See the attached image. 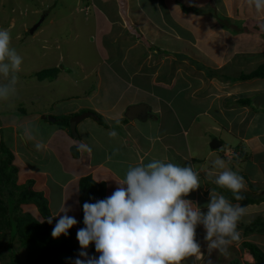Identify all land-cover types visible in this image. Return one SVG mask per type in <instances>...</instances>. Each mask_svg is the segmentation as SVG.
Wrapping results in <instances>:
<instances>
[{
	"label": "crops",
	"instance_id": "crops-1",
	"mask_svg": "<svg viewBox=\"0 0 264 264\" xmlns=\"http://www.w3.org/2000/svg\"><path fill=\"white\" fill-rule=\"evenodd\" d=\"M48 1L45 6L47 1L41 0L35 8L42 24L32 36L43 31L46 34L48 29L43 26L50 19V6L60 9L58 0ZM190 1L192 7L183 6L185 0L63 2L73 20V35L65 38L58 32L52 49L59 50L60 41L80 43L83 26L91 31L95 27L94 33L88 35L94 44L92 55L82 43L79 52L83 60L79 57L73 63L78 72L66 78L75 83L80 80L84 91L75 97V108L65 115L91 110L102 116L105 124L85 115L78 124V138L73 139L54 122L49 123V110L25 122L29 129L23 140L27 145L33 143L41 153L39 161L46 160L38 164L43 181L36 180L34 190L45 194L54 217L76 227L78 223L61 214L71 197L70 186L78 187L76 204L80 208L79 179L92 176L105 185L109 213L105 217V240L113 242L109 248L116 254L113 264H231L235 255L240 259L239 248L245 242L264 251L263 233L245 234L241 229L264 226V221L261 225L256 222L264 220V112L258 114L252 105H240L242 96L254 91L246 97L253 99L258 92H264V85L249 89L245 86L254 80H236L240 71L250 74L264 64L260 2ZM246 5L251 12L250 23L262 25L251 33L240 30L249 22L242 16ZM4 6L0 5V10ZM78 7L84 13L80 22L77 17L82 15L75 13ZM255 10L258 18L250 15ZM223 16L231 22L225 24L220 20ZM39 22L23 19L21 26L29 24L28 31H24L29 32ZM64 23L57 18L49 20L52 26L62 27ZM54 58L49 65L61 72L60 63L66 60L58 53ZM92 78L97 93L92 91ZM142 103L151 107L150 117L129 121L125 117L128 107ZM257 122L262 132L255 134L251 129ZM16 123L23 128L20 120L5 123V127L9 129ZM214 140L221 147L211 148ZM73 147L78 150V158L73 155ZM231 152L235 157L228 154ZM169 162L179 166L176 169L173 165L171 172L180 171L181 175L178 179L175 174L165 175L164 179L173 180L177 191L164 186L165 181L158 175L159 168ZM26 168L20 171L21 185L34 179L33 171ZM145 180L148 189L144 188ZM221 184L228 187L227 191L245 195L255 203L244 207L232 202L216 190ZM114 186L121 190V200L112 191ZM55 200L61 203L57 210L52 206ZM35 210L25 206V213ZM169 210L168 218L172 220L167 229H161L155 225V217ZM197 225L199 229H195ZM224 244L234 249V255L224 252ZM213 249L217 256L212 259V255L210 262ZM244 250L252 259L248 263L254 264L251 253ZM225 254L229 257L226 260L218 258Z\"/></svg>",
	"mask_w": 264,
	"mask_h": 264
},
{
	"label": "rangeland",
	"instance_id": "rangeland-1",
	"mask_svg": "<svg viewBox=\"0 0 264 264\" xmlns=\"http://www.w3.org/2000/svg\"><path fill=\"white\" fill-rule=\"evenodd\" d=\"M45 1H47L45 3V6H46L48 5L49 1L48 0H45ZM58 1L60 3V9H58L57 7H53V6H50L48 9V11L50 12V19L57 18L59 19V21L62 20L66 22L64 23L65 26H62V27H59L58 25L52 26L49 24V20H50L49 19L43 26V28L47 27L46 29H48L46 30V34H43L45 32L43 31V33L38 34L36 37L32 36V34L30 33L31 30L29 32H24V31H28V29L30 28V25L26 24V26L22 28L21 21L23 19L27 20L28 22H31V21L33 22L34 20H36V23H37L41 20V16L34 13V11L36 10L35 8L40 6L41 0H33V1L31 0H6L5 3H0V5L6 6V7L4 6L2 10H0V123H11L17 120H20L21 122L24 123L22 124L24 125L23 128L17 127L20 125L17 123L16 125L14 124L11 128H9L8 126L9 129L5 127V124L4 126L0 125L1 126L0 127V143L3 140L2 143H4L11 151H13L14 154L18 153L17 158H15V160L12 163V166L18 167L19 169V171L17 172L18 178L21 177V175L23 176V173L21 174L20 171L21 170L23 171V169L27 167L26 169L28 171L29 170L33 171L31 178H34V179L32 180L43 181V176L41 175V172H40L41 168L38 164L41 162H46V160L43 159L42 161H39L40 159H42V157L40 156L41 153L39 154V151H37V149L33 147V143H30V145H27V143H25L26 142L25 138L23 140L24 133H26V131L29 129V126H27L25 122L26 120H30V119L32 120L35 117V115L42 112V110L43 112H45L46 110H49V113H50L49 117L50 116L59 117V116H62L63 114H66L67 110L75 108L78 102V100L75 97L80 95L84 91L83 89L84 84L81 83L80 80H78V82L75 83L74 81H70L69 79H66V78L76 75L75 71L77 69H75V66L73 63L77 62L79 57L81 58V60H83V58L80 56L81 53L79 52L80 45L83 43V47L87 48L86 50L90 51V55H92V48H94V44H92L91 38L90 37L88 38L89 33L91 32L94 33L95 27L93 25L92 31L88 26L86 27L83 26L84 36L81 37L83 38V41H81L80 43L74 40L65 41V42L60 41L59 42L60 49L57 50L56 47L52 49V46L55 45V42H52V41L58 36L57 34L58 32L62 34L63 36H65V38H67V36H69L70 34L73 35V30H74L73 20H70L71 17L68 16L70 11L68 9L63 8L62 6L63 2L70 4L71 0H58ZM207 1L209 0H204V3H206ZM185 2L186 3L183 6H186L188 4H189L188 6L190 7L193 6L192 4H190L191 2L190 0H185ZM240 2L246 3L247 0L240 1ZM259 2H260V5L258 4V6H260L259 10H261L260 16L264 18V0L262 1L259 0ZM182 4L180 5L182 6ZM26 6H29L31 9L26 10L25 9ZM80 8L81 7H78V9L75 10L76 14L82 15V16L77 17L78 22H80V19H83L84 17V13L82 11L80 12ZM13 9H15L16 11L12 12ZM244 9L245 10L243 11L242 16L245 18L244 20H248L249 22H248V25H243L245 29L240 28V30L243 33L246 31L251 33V32H254L258 28H262V25L260 24L255 25V24L250 23L251 22L250 17H248L250 11L249 9H247V5ZM19 12H22V13L20 14ZM23 12L26 13V16H24ZM257 13L258 11L255 10L250 15H253L251 16L252 18H258ZM13 17H15L17 20H14ZM227 19H228L227 16L220 17V20H223V21L225 20V24L226 22L227 23L231 22V21H227ZM240 20H243V18H240ZM237 24H241V23L239 22ZM226 27L228 28V26ZM252 29L254 31H252ZM37 30L34 33H37L39 31ZM44 46H48V48H43ZM89 51L87 52L88 54H89ZM57 53L59 55L62 54L63 60H66V61L63 63H60V65L63 66V69L61 70V72L58 73L56 80L54 82H50V80L48 79L47 81L39 80L38 77H36V73L42 70H50L51 66L49 65V63L55 62L56 59L54 58V56H56ZM44 54H46V56L48 57H45ZM259 56L260 55L257 54V57ZM241 61L242 60L240 59L239 64L242 63ZM233 64L239 65L236 62H233ZM229 71L230 70L228 69L226 70V72H229ZM240 72L243 73L244 70ZM93 85L95 86V80L92 78V86ZM261 85H264V80H256V81L254 80L252 85L250 83L248 86H245V87H248L249 89H251V87L261 86ZM94 86H93L92 91L97 93V87L96 86L94 87ZM249 94L253 95L254 91H252ZM249 94H247V96H242V97L246 98L248 97ZM98 101L100 100L96 99V102ZM260 112H264V111H259L257 113L259 114ZM261 127L262 126H260L259 122H257L256 124H254L251 131L253 133L257 131L258 133H261L262 132L260 131L262 130ZM12 135H14L15 137ZM160 151H162V149ZM48 157H51V156L49 155ZM6 158H7L6 155L2 156L0 154V160L7 161ZM50 163L52 166H55L56 164L55 161H52V160ZM173 165L174 167L176 166V169H179V166L177 164H174V162H169L163 167L159 168L158 175L160 176V178L163 179L161 181H165L164 186L177 191L178 185L172 186L174 182H171V181L173 180H167L166 178L164 179L165 175H172V174H175L177 179L180 178V175H181L180 171L171 172V169H172L171 167ZM155 170H152V173L154 175L157 174ZM56 171L57 170L54 168V174ZM16 183H18V185H21L19 183H22V180L20 181V179H18ZM38 183L39 182H37V184ZM143 183L146 184L144 185V188L148 189V186H149L148 180H145V182ZM70 191H71V197L66 203L67 206H64L65 208H62L61 214L62 216L68 215L71 222L78 223L80 220V213H79L80 208L76 204V196L78 195L77 185H75L74 187L70 186ZM112 191H114V193H117V200L122 199V194H120L121 190H119L117 187L114 186L112 187ZM15 196L16 194L12 198H14ZM16 200H18L17 197H15V201ZM129 200H131V198ZM60 204H61L60 201L55 200V202L52 205L53 209L57 210ZM19 207H20L19 213H22V214L25 213V204ZM167 208H170L169 204H167ZM10 211H12L13 213L15 211V208H13L12 210H7L6 214L3 213L5 217L11 218L12 215L15 216L14 214H11ZM4 212H6V209H4ZM32 213H34V211ZM157 213L160 214V212H157ZM169 213H170V210L164 211L162 212V215L155 217V225L157 224L158 226L161 227V229H167V227L169 226V222L172 220L168 218V216H170ZM108 214H109L108 210L105 209V217ZM228 220H230V217L228 218ZM263 221H264L263 219H260L258 221L256 220V222H258V224L260 225ZM171 228L175 229L173 228L172 222H171ZM195 229H199L198 225L196 226ZM241 229H244V228H241ZM226 230H229V232L231 233L230 229H226ZM231 230L233 231L235 229H231ZM6 237H8V235ZM4 244L5 245L8 244L7 239ZM112 245H113L112 240H108L106 247L111 248ZM214 245L215 244L213 243V246ZM225 247L227 248V250H224L225 253L227 252L231 255H234L235 251H231V250H234L233 248L229 250V247L227 245H225ZM108 248H107L108 256L110 257L111 262L114 263L115 261L113 260L116 258V254L115 252H113V250L110 252ZM239 251L240 252L238 253H239L240 259L238 258V255L237 256L235 255L236 257V258L234 257L235 259H239L240 261H245L244 263L246 264L252 261V259L248 258L247 256L248 253H245L244 248L240 247ZM215 252L216 250L214 249L211 250L210 260H209L210 262H211L212 255H213L212 259L216 258L217 254ZM131 253L133 254V251H131ZM5 255L9 258L5 260H0V264H14V260L12 261V263L10 262V260L13 259L12 255L7 252H5ZM218 258H223L226 260V258H229V257L227 256V254H225V255L219 256Z\"/></svg>",
	"mask_w": 264,
	"mask_h": 264
},
{
	"label": "trees",
	"instance_id": "trees-1",
	"mask_svg": "<svg viewBox=\"0 0 264 264\" xmlns=\"http://www.w3.org/2000/svg\"><path fill=\"white\" fill-rule=\"evenodd\" d=\"M59 72L58 67H51L50 70L37 72L36 77L41 81L48 79L50 82H54ZM236 80H264V64H261L250 74L242 73ZM240 105L242 107L251 106L252 98L242 99ZM85 115H90L105 124L104 118L96 112L82 110L70 115L53 116L55 118L54 126L66 131L73 139H76L78 138V124ZM4 124L0 123L1 126ZM2 142L3 140L0 143V154L6 155L7 161L0 160L1 260L9 258L5 255L7 252L12 255L13 259L10 262L12 263L14 260V264H113L108 256L107 241L105 240L107 193L105 185L96 182L92 176L78 180L80 220L76 227L71 226L68 222L52 215L45 194L34 190L36 180L30 179L24 185L16 183L19 169L12 166L16 155ZM72 152L74 157L78 158L79 153L76 147L72 148ZM215 188L232 202H240L244 207L255 203L245 195H240L233 190L227 191L228 187L224 184ZM15 194V197L18 198L16 201L15 197L12 198ZM24 204L25 206L29 205L30 209H36L34 213H32L33 211L19 213V206ZM13 208L15 211L13 213L10 211V213L15 216L5 217L4 214L7 213V210ZM244 231L245 234L264 233V226L263 229H256V226L252 225V227H244ZM7 235L8 237H6ZM6 239L7 245L4 244ZM242 248L251 253L254 264H264V251L260 247L251 242H245L242 244ZM231 264L243 263L239 259H234Z\"/></svg>",
	"mask_w": 264,
	"mask_h": 264
},
{
	"label": "water",
	"instance_id": "water-1",
	"mask_svg": "<svg viewBox=\"0 0 264 264\" xmlns=\"http://www.w3.org/2000/svg\"><path fill=\"white\" fill-rule=\"evenodd\" d=\"M41 24L42 23L39 22L37 25H35L31 29L30 33L34 34V32L41 26ZM252 107L257 109L258 111H264V92L256 95L252 99ZM151 113H152L151 107L147 104L142 103V104H136V105L129 106L125 112V117L129 121H134L138 119H147L150 117L149 115ZM50 121L55 122V119L51 118ZM220 145H221L220 143L214 140L211 144V148L217 149L218 147H221Z\"/></svg>",
	"mask_w": 264,
	"mask_h": 264
},
{
	"label": "clouds",
	"instance_id": "clouds-1",
	"mask_svg": "<svg viewBox=\"0 0 264 264\" xmlns=\"http://www.w3.org/2000/svg\"><path fill=\"white\" fill-rule=\"evenodd\" d=\"M51 118H53L52 116H48V120L50 121V119ZM88 118H91V116L90 115H88ZM55 119V118H54ZM51 122V121H50ZM53 123V122H52ZM231 157H235V153L234 152H231V153H228ZM0 260H1V258H0ZM248 262V261H247Z\"/></svg>",
	"mask_w": 264,
	"mask_h": 264
}]
</instances>
